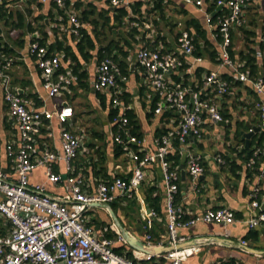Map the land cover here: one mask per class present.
I'll return each instance as SVG.
<instances>
[{"label":"crops","instance_id":"crops-1","mask_svg":"<svg viewBox=\"0 0 264 264\" xmlns=\"http://www.w3.org/2000/svg\"><path fill=\"white\" fill-rule=\"evenodd\" d=\"M135 1L140 0H133V3ZM171 1L173 0H163V4L168 16L176 23L173 33L169 32V28L162 26V23L156 26L151 18L145 17L140 28L131 35L127 31L133 26L132 22L134 21L128 22L124 27L115 25L111 29H105L106 40L99 45L107 44L110 39L117 41L118 47L121 49L115 50V52L120 53L118 58L125 63L123 74L127 78L124 82H120L121 92L117 105L112 104V96L109 92L98 91L93 87L96 66L100 62L98 48L90 51L91 54L87 60L78 55L81 64L80 71H84L86 76L81 79L82 82H79L78 79L72 80L67 89L56 96H50L47 89L44 88L40 69L36 64V56L29 51V44L32 41H42V44L48 49L49 45H53L52 53L62 57L59 71L67 76L75 75L71 67L72 62L63 60L64 51L62 48L64 46L69 45L74 52L77 51L76 40L69 31L71 24L68 15L71 12H76L80 20L82 10L92 8L94 13L90 14V18L97 19V30H102V21L98 18L99 12H104L112 17L116 9L110 6L107 0H71L64 9L56 7L51 2L41 3L39 0H9L7 5L1 9V11L11 14L6 21L5 16L0 17V49L10 60L7 69L9 84L28 101V108L45 110L52 114L51 118L44 117L42 120V127L36 143L38 152L44 149L53 151L60 149L61 128L74 132L81 138L79 153L74 160L75 173L80 174L87 182L91 183V186L100 179L128 176L134 165L131 157L132 150H136L140 146L141 153L154 151L155 138L176 124L178 116L173 110L163 107L160 112H155L160 96L150 85L144 67L139 64L137 51L142 47L156 45L157 49L165 48L166 52L174 54L179 60L184 59L187 64H192L194 62L192 56L186 54L176 40V34L180 27H186L184 23L191 17L199 19L212 43L216 41L211 25L216 11H212V20L211 23H208L205 13L196 6L186 4L182 0H177L176 3ZM140 2H144L143 7L151 8L154 0ZM210 3L211 0L205 2V7L207 8ZM180 8L186 9L188 13H180ZM58 9L65 14L64 19L60 16ZM129 13L132 16V11L129 10ZM243 14L244 26L249 31H254L259 40L264 31V0H250ZM134 15L138 17L137 14ZM80 22L82 21L80 20ZM148 24L149 28H147ZM82 25L93 35L95 26L93 23L82 22ZM243 37L244 34L237 29L234 31L232 42L234 43L236 63H239L240 59L238 53L244 48ZM126 40L130 45L126 44ZM156 41L157 44H155ZM58 42L62 47H57ZM122 50L128 51L126 57L121 55ZM258 61L261 63L262 58L258 57ZM198 66L203 67L204 71L201 72L200 77H195V75L193 76L194 70ZM259 66L261 75L262 66L261 64ZM210 70H218L219 75L222 73L234 75L233 69L228 67L219 69L218 64L211 62L206 56L201 62L193 63L190 72H188L190 76L186 80L189 87H197L199 81L203 79L204 73ZM175 72L179 73L182 83L183 73L178 69ZM257 99V95L250 94L245 89L244 83L232 86L226 97L219 100L218 103L221 109L228 111L233 120L226 119L228 124L222 126L207 119L204 123L202 136L198 140L194 139L188 147H182L179 151L178 179L180 178L184 184L180 203L183 214L189 218L207 208L225 206L231 208L235 216L234 222L230 224L197 222L188 229H180L179 232L186 235V239L178 247L195 249L183 261V264H264V222L256 227H249L246 222L258 211L251 206L249 196L250 191L256 186L260 187L258 199L262 205L261 209L264 208V178L259 175L264 163H258L255 171H249L248 166L237 155L244 148L245 139L243 142L237 143L232 133L235 128L234 121H244L246 129L243 131L245 132L250 127L259 126L261 129L259 117L256 112L253 113V104ZM63 105H70L73 109V116L66 123H60L55 115V111ZM123 106H127L126 112L130 111L135 117L140 134V145L132 144L131 149H125L114 140V134L118 129L111 122V113L114 110L121 111ZM259 130L254 134H259ZM17 141L18 133L8 114V105L3 97V80L0 78V168L12 178L13 154L8 151L7 145L12 143L15 149ZM188 154H198L205 166L203 177H199L196 183L190 181L186 169L185 161ZM223 154L231 160H238L243 166L242 170L237 171V175L232 174L228 165H225L224 168L221 167L225 163ZM217 156H221L224 161L218 162ZM182 169L185 170L184 176L181 172ZM52 170L64 174L65 165L61 161H56ZM29 179L34 183L43 184L46 191L53 196L69 193V187L65 181L58 183L46 181L43 167L31 171ZM150 186H155L154 194L160 195L162 216L149 217V212L152 209L149 207L144 191ZM131 199H135L137 203L133 209L128 207L129 199L127 198H120L109 203V209L105 204L95 205L90 209L88 214L91 217L90 223L94 230L105 235V229L108 227L113 232L110 228V225H116L113 212L122 227L125 230L128 227L132 237L145 244L142 225L146 218H152V221L156 219L160 226L155 229L152 223L150 228L160 233L159 240L166 245V191L162 168L158 162L148 168L143 184ZM148 209L149 211H147ZM161 228L162 230H160ZM8 232L7 229L5 234ZM242 240L245 241L244 245L241 244ZM157 242L150 243L151 249L156 252L155 254L163 253L165 247L155 246L154 244ZM154 259L160 263L164 261L160 256H155Z\"/></svg>","mask_w":264,"mask_h":264},{"label":"built area","instance_id":"built-area-1","mask_svg":"<svg viewBox=\"0 0 264 264\" xmlns=\"http://www.w3.org/2000/svg\"><path fill=\"white\" fill-rule=\"evenodd\" d=\"M9 0H0V6L7 5ZM41 3H53L56 7L64 9L71 0H39ZM112 7L125 6L131 11L133 0H107ZM148 1V0H140ZM186 4L196 6L205 13L208 23H211V14L204 0H182ZM214 1L213 11L217 15L213 26L214 36H220L218 46V68L228 67L233 69L234 76L252 85L258 99L254 102L253 113L258 112L260 126H264V75L251 79L247 71L239 70V63L231 59L228 47L232 42L233 31L243 26L245 18L243 11L250 0H211ZM222 5L220 9H217ZM132 14V13H131ZM215 14V15H216ZM132 16H135L132 14ZM71 27L69 31L76 37L82 26L76 12L68 15ZM133 26L139 25L137 21ZM150 25H147L149 28ZM177 43L181 49L192 56L194 44L193 36L186 27H180ZM264 42V31L261 33ZM29 51L36 56V64L40 69V76L44 88L50 96L60 94L67 89L75 75L67 76L59 71L62 57L56 53H48V48L38 41L29 44ZM257 57L264 58V49L256 51ZM193 63L201 62V56H192ZM137 60L144 67L150 85L157 91L160 101L155 107V112H160L163 107L177 113L176 124L155 138V150L141 153L140 146L132 150L131 157L134 165L131 173L126 177L115 176L112 179H100L97 182H87L80 174L75 173L74 160L79 153L81 138L74 132L61 128V147L57 151L44 149L38 152L36 148L37 136L42 127L44 117L51 118L52 114L45 110L28 108V101L21 97L9 84L7 69L10 60L0 49V78L3 80V97L8 105V114L13 120L18 133L17 146L7 145L8 151L13 154V178L0 168V216L10 222L9 232L0 235V264H159L154 259L160 256L165 264H183L195 249L191 247H178L186 239L180 229H188L197 222L230 224L235 220L231 208L220 206L207 208L199 214L183 219V209L174 204V195L177 191V168H171L167 155L173 149L174 141L180 147H188L194 139H199L203 134L204 123L210 119L217 123L225 120L221 114L218 101L222 95L230 92L229 83L222 79L218 70L204 73L201 89L211 87L207 97L202 98L200 92L180 84H172L169 73L178 68L182 61L170 52L162 49L142 47L137 51ZM192 64H188L186 71L190 72ZM118 64L110 57L103 58L96 66V78L93 87L98 91H107L111 94L113 105L119 103L120 82L126 80ZM189 94L187 97L186 94ZM126 107L116 112L111 117V122L116 125L117 132L114 140L125 149L131 145H140L138 137L128 130V117ZM55 115L60 123H66L73 116L70 105H63ZM251 130V128L249 129ZM259 153L255 149L253 157L247 165L254 161V156ZM56 161L65 165L64 174L54 172L52 166ZM217 161L224 160L217 156ZM158 162L162 168V178L166 191V245L158 240L157 247H165L163 253L150 254L134 250L137 261H133L113 250L116 243L127 244L121 229L110 225L116 238H108L94 230L90 223L88 211L95 205H106L120 198L131 199L143 184L148 168ZM186 169L189 179L196 183L204 173L201 157L198 154L186 156ZM39 167L45 169L46 181L58 183L65 181L69 193L62 196L49 194L41 183H34L29 179V173ZM260 177L264 178V164ZM260 187L256 186L250 191L251 206L258 209L256 214L246 222L249 227H256L264 222V208L258 199ZM109 209V208H108ZM151 210L149 217L156 216ZM152 218H146L142 228L144 230L145 245L150 244ZM244 245L245 241L242 240ZM218 264V263H213Z\"/></svg>","mask_w":264,"mask_h":264},{"label":"trees","instance_id":"trees-1","mask_svg":"<svg viewBox=\"0 0 264 264\" xmlns=\"http://www.w3.org/2000/svg\"><path fill=\"white\" fill-rule=\"evenodd\" d=\"M177 0H173L171 1L172 3H176ZM205 2H207L208 0H204ZM143 3L144 2H140V1H135L131 7V11L132 14H137L138 17H132L129 13V10L125 7V6H121V7H116L115 9V13L112 17L106 15L104 12H99V19L102 21V30H97V23L98 20L97 19H91L90 18V14L92 15L94 13V9L90 8V9H84L81 12V16H80V20L82 22H89V23H93L94 26V33L93 35H91L88 30L82 25L80 30H79V36L76 37L74 36L75 40H76V52H74L71 47L69 45L64 46L62 49L64 51V56H63V60H67L69 62H72V69H73V73L76 75L77 79L79 82H82V78H84L86 76L84 71H80L81 68V64H80V60H79V56H81L84 60H87L88 57H90V51L94 50L95 48H98V60L101 61L103 58L105 57H110L112 58L119 66L121 73L123 74V70L124 69V62L121 61L118 58V54L120 53H116L115 50H120L121 48L118 47V42L115 41L114 39H110L108 40V43L100 46L99 44H102L103 41L106 40V31L105 29H111L113 26H121L124 27L128 22H132V21H137L139 23V25L135 26H131L128 29V34H134L136 32V30H138V28H140L141 26V22L144 20L143 18H151L152 22L154 25H159L160 23H162L164 27L169 28V32L173 33L174 32V28L176 26V23L174 21H172V19L168 16L166 10H165V5L163 4V0H154L151 8H147L146 6L143 7ZM4 5L0 6V17L5 16V21L8 20V17L11 15L10 13H6L4 11H1L2 7ZM213 7H214V1L212 3H210V5L207 7V9L212 12L213 11ZM59 10V14L60 16L63 17L65 14L60 10ZM180 13L183 14H187V10L184 8H180L179 10ZM221 12H219L218 14L213 16V21H215L217 15H219ZM81 22V23H82ZM185 26L188 29V31L192 34L193 36V52H192V56H201L202 58H207L213 62V63H218V46L217 44L221 41V37L220 36H216V41L215 43H212L208 37H207V32L206 29L201 25L200 21L198 18L196 17H191L189 19H187L185 21ZM239 32H241L242 34H244L243 37V41H244V48L242 51H240V53H238L239 55V64L242 63V65L239 66V70L240 71H247L248 75L251 79H256L259 76H263L264 75V58L262 59L261 63H258V57L256 55V51L258 49H264V42L261 41V39H257L256 38V33L254 31H249L248 29H246V26H240L237 29ZM179 32L176 34V40L178 37ZM234 35V31L231 34V37H233ZM164 41V39H162ZM126 44L130 45L129 42L126 40L125 41ZM40 44H42V41H40ZM157 44V41L156 43ZM166 46V44H164ZM234 43L231 42V44L228 47L229 50V55L231 57L232 60L235 61V55H234V47H233ZM100 46V47H99ZM58 48L62 47L61 44L57 45ZM148 48L150 49H156V45H149ZM56 49V48H55ZM54 50L53 45H49V49H48V53H52V51ZM163 52H165V48L162 49ZM78 53V54H77ZM121 55L123 57H126L128 55V51H121ZM182 63L181 65L177 68L178 71L180 70L183 73L184 79L183 82L181 83V77L179 76L178 72H175V70H172L169 73V78L172 80V84L174 85L176 84H180L181 87H189L186 78H188L190 76V74L186 71V68L188 66L187 62L184 61V59H181ZM262 66V74L260 75L259 71H260V65ZM126 66V65H125ZM61 69V68H60ZM204 71V68L201 66H198L195 68L194 70V74L195 77H200L201 76V72ZM220 77L224 80H226L229 85L230 88L233 86H237L238 84H245V89H247L249 91L250 94H254L256 96V93L252 87V85L248 82H242L240 80H238L233 74L231 73H222L220 75ZM202 81H199V84L197 87H191L193 90H197L200 92V96L202 98L207 97V94H209L211 92V87H207L206 89H201L202 87ZM190 88V87H189ZM187 97L189 96V94H186ZM227 93L222 95V97L220 98V100L224 99L226 97ZM254 106V104H253ZM117 112V110H114L111 113V117ZM256 115L259 117V114L257 111ZM221 114L223 119H228V120H233L231 115L228 114V111L221 109ZM126 115L128 117V130L131 134L135 135L136 137H140V134L138 132V124L137 121L135 120V117L133 116L132 113H130V111L126 112ZM235 122V128L234 131H232V133L234 134V139L235 141H237V143L239 142H243V138H242V133L241 131H243V129H246L245 124L243 123L244 121H234ZM259 123H260V118H259ZM229 133V132H228ZM227 135V134H226ZM228 138V137H227ZM122 148V147H120ZM119 148V149H120ZM182 148L180 147V145L178 144L177 141H174L173 143V149L172 151H170L167 155V160L170 162V166L171 168H177L178 171V166L180 164V155H179V151ZM232 149V148H231ZM255 149H259V153L254 156V161L253 163H251L250 165H247L250 158L253 157V152ZM121 150V149H120ZM235 150V149H234ZM238 158L240 160H242L243 163L246 164V166H248V170L249 171H255L258 163H264V126L261 127V129L259 130V134H253L250 137V151L248 152L246 149H242L239 153H237ZM225 159V163L223 165H221V167L224 168L225 165L229 166V170L232 172L233 175H237V171L242 170L243 166H241V164L238 162V160L234 159L231 160L228 156H225L224 154L222 155ZM201 164L204 166V163ZM247 170V169H246ZM247 170V171H248ZM248 171V173H249ZM155 186H150L148 188L145 189L144 194H145V198L149 204V207L156 212L157 216H162V207H161V198L160 195L154 194V192H156L155 190ZM183 191H184V184L181 182L180 178L177 179V191L174 195V204L175 205H180L181 200H182V195H183ZM259 198V197H258ZM136 200L135 199H129V203H128V207L133 209L134 206H136ZM182 218L185 220L188 217H186L184 214L182 215ZM153 223V227H159L160 224L156 221V219L154 221H152ZM10 222L5 220V218L0 216V235H5L6 230L10 229ZM162 230V228L160 229ZM148 233H150L151 235V242H157L160 238V233L156 232L155 230H153L152 228H149ZM256 232V231H253ZM105 236L108 238H116V235L107 227L105 229ZM113 250L118 253L121 254L131 260H133L134 262L137 261V259L135 258L134 255V250L132 247H130L128 244H123V243H116L113 246ZM159 264H165V262H159Z\"/></svg>","mask_w":264,"mask_h":264},{"label":"water","instance_id":"water-1","mask_svg":"<svg viewBox=\"0 0 264 264\" xmlns=\"http://www.w3.org/2000/svg\"><path fill=\"white\" fill-rule=\"evenodd\" d=\"M222 7V5H219L217 7V9H220ZM219 125H222V126H226L228 123L225 121V120H222V121H218L217 122ZM249 126V125H248ZM251 130H248L247 132L245 131H241L242 133V138L245 139V145H244V148L249 152L250 151V137L257 131L260 129V127H250ZM234 131V130H233ZM182 175L184 176L185 175V170L182 169ZM201 178L203 177V175L200 176ZM149 211V209L147 210ZM112 215H113V218L114 220H116V224L117 226L121 229V232H122V235L123 237L126 239L127 241V244L132 247L134 250H137V251H140V252H143V253H152L153 250L148 247L147 245L139 242L138 240L134 239L133 237H131L127 231L122 227L121 223L118 221L117 217L113 214L112 212Z\"/></svg>","mask_w":264,"mask_h":264},{"label":"rangeland","instance_id":"rangeland-1","mask_svg":"<svg viewBox=\"0 0 264 264\" xmlns=\"http://www.w3.org/2000/svg\"><path fill=\"white\" fill-rule=\"evenodd\" d=\"M126 230H127L128 234L132 237V233H131L130 229L128 227H126Z\"/></svg>","mask_w":264,"mask_h":264}]
</instances>
